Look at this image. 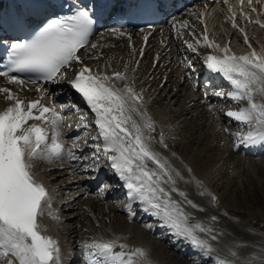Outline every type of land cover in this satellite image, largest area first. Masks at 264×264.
Masks as SVG:
<instances>
[{
    "label": "snow or ice",
    "instance_id": "1",
    "mask_svg": "<svg viewBox=\"0 0 264 264\" xmlns=\"http://www.w3.org/2000/svg\"><path fill=\"white\" fill-rule=\"evenodd\" d=\"M70 11L67 16L53 13L35 22L22 20L19 26L32 28L34 34L30 39L15 38L6 46L8 64L5 70H0V77H6L8 83L23 85L26 81L20 79L18 73H37L45 83H67L82 96L94 114L92 123L97 127L98 134L93 139L99 141L94 145L91 157H77L71 152L69 157L83 159L89 166H95L101 156L105 157L114 174L124 182L130 217L135 215L133 204L139 202L141 209L156 217L160 226L167 228L176 240L182 239L203 256L211 257L217 249L210 240L215 241L217 235L213 234L209 224L192 220L191 213L185 211L180 201L173 199L172 193H178L184 204L204 211L176 187L175 177H180V173L152 149L150 142L153 138L146 136L145 130L149 133L153 131L154 122L143 110V95L125 82L128 79L126 73L114 71L109 75L94 71L84 65L78 55L93 34L99 8L81 0L79 6ZM184 27H187V21L181 24V28ZM110 32L121 36L126 34L121 27H113ZM203 39L208 47H212L206 34ZM199 42L196 41L197 44ZM186 43L189 49L196 51L192 43ZM91 47L96 48L97 45L92 44ZM224 51L223 56L208 55L204 64L210 72L230 82L233 90L227 93V98L247 102L246 106L229 110L226 115L247 126L246 133H237L241 143H264V56L257 55L255 51L241 56L228 55L227 50ZM77 64L81 65L79 70L69 76L67 70ZM117 81L124 83L117 86ZM37 82L27 81L32 84ZM36 91L48 95L47 89L37 88ZM0 93L13 101L0 111V257L6 259V264H61L58 242L41 232L38 219L45 212L51 213V198L44 185L33 178L29 161L40 155L42 144L46 147L48 159L61 157L65 148L59 131L63 127V118L55 107H46L40 100L29 101L25 105L9 88H0ZM216 95L225 94L217 92ZM133 114L140 118V122ZM29 120L44 121L52 126L50 144H46V130L36 124L28 125ZM76 143L73 141V146ZM159 143L167 147L162 134ZM76 170L79 171L78 168ZM188 171L190 173L191 169ZM199 194L208 195L213 205L218 202L215 194L207 190ZM209 219L215 222L217 217ZM200 233H205V236ZM81 247L83 264H151L144 249L129 248L118 239H93L83 242ZM117 248L120 250L116 251ZM231 254L237 255L234 251ZM215 259L216 264H234L218 256ZM245 264H254V261L249 260ZM259 264H264V257Z\"/></svg>",
    "mask_w": 264,
    "mask_h": 264
},
{
    "label": "bare ground",
    "instance_id": "2",
    "mask_svg": "<svg viewBox=\"0 0 264 264\" xmlns=\"http://www.w3.org/2000/svg\"><path fill=\"white\" fill-rule=\"evenodd\" d=\"M257 15L259 14L257 13ZM183 22V20L179 21L180 24H183ZM194 22L195 21H192V23ZM220 25L221 27H223L222 23ZM187 26V28H190V25L188 23ZM194 28L197 29L194 26L192 30H194ZM178 30L179 26H175V28L173 26H164L161 29H154L152 32H148L146 46L143 49V56L140 59L139 66L135 70V59H132L131 50L133 48H136V46H139L141 43L139 34L137 32H133L132 46L126 45L125 41L127 39H125L124 41V37H120V35L117 34L115 38L112 36L111 32H104L102 34V38H100L97 43L100 45L101 41L104 42V45L101 48L103 57H98V55L97 57L95 56L99 51H101L99 50V45H97L96 49H93V52H90V48H87L86 50L81 51L80 54L83 56L85 61L88 62L90 68L94 71H108V74H110L115 70L122 71L123 69H125L128 78L127 83L134 86L135 89H138L137 93L143 94V110L148 113V116L154 122L153 131L149 133L147 130H145V135H150L153 138L150 142L152 149L155 152L159 153L162 157H165L172 168L180 173V177H182V179L180 177H175L176 187L180 191L185 192L188 199L199 205V207L203 208L204 211H200L198 208L193 209L191 208V206L184 204L183 198L180 197L178 193H172V197L173 199L181 202L185 211L191 213L192 220L202 221L204 223H207L205 222L206 220L210 222V224H207H209L213 228V234L217 235V239L215 241L210 240V243L217 249L216 253L223 255L224 248L232 243L234 245L242 247V249L246 251L245 255L248 256L246 259L247 261L251 260L259 263V260L264 257V252L259 251L261 250L260 248L264 249V233L259 232L255 229H249L243 224L240 226V223H237L234 218L229 217L228 214L225 215V212L220 208H215L220 212L214 209L213 212L211 207L206 204L208 202H206V200L199 194L204 190H207L209 192L208 187L210 185L208 183L212 179L206 180L200 177L207 171L210 164L204 166L205 171H199L197 169V162L193 161L195 156H190V148L192 145H190V143L187 144L188 147L186 149L183 148V151L179 150V148H175L176 145L177 147L179 145L177 143L175 144L172 138L168 139L167 134H163V141L164 143L169 144V148L164 149L163 145L159 143L161 136H157V130L163 131L166 129L164 118L170 119L172 115L176 116L177 114L179 117L186 116L189 113H191L192 117L193 113H196L194 120H192L195 124L194 126L196 127V125L200 126V120L202 118H204L203 120L207 119V113H213L214 115L216 113V102L214 101L216 98H213V96L211 98V94L204 91L205 89L199 92L195 89L197 82H200L203 79L207 78L204 77L207 71L205 69L203 70V67L200 65V63L198 65L194 63L197 59L198 61H200V58L196 55H198L199 51H203V49H200L203 45L201 38L200 36H191V34H189L187 31H185L181 36L177 32ZM228 34L229 32H226V35ZM230 37L232 39V37H234V34H232ZM197 40L200 41L199 44L196 43ZM186 41L188 43H192L196 48V51H192L191 49H189ZM178 47L181 48L184 54L186 53V58H188V56H191L194 59V62L192 63L193 67L197 65L199 66L201 71H194L195 74L193 76L190 75V72L187 69V65L181 62L185 59H182V57L184 56L180 55V49H178ZM213 50L218 51L221 55H225L224 50H227L228 55H233V51L230 49V47H218V50ZM254 51L257 53V55L264 56V41H259V49ZM242 52L244 55H250L252 53H249L246 47L242 50ZM104 57H108L106 61L103 60ZM134 57H136V55H134ZM155 59H157V63L156 65H153L152 62ZM178 61H180L179 65H175ZM125 65H127V68L125 67ZM149 70L150 73H148ZM139 71H143L142 76H138ZM145 74H147V77H145ZM162 78H165V82L163 83L162 87H159ZM180 78H184V80L178 84ZM229 87L232 91L233 89L231 84H229ZM30 88L31 89H29L28 93H33V87ZM56 88H58V93L65 92L68 97L71 96L70 89L65 83H61L59 86H49L46 89L47 91H51L49 93L51 94V98L53 101L52 103L57 104L58 101V98H56L57 93H54ZM53 89L54 91H52ZM183 90L187 91V93L185 94V91L183 93ZM204 94L206 95L205 98ZM0 98H3V100H5V94L0 93ZM194 99H196L195 101L198 102H193L192 106H190L189 104ZM257 99L260 98L257 97ZM216 100L220 102H226L223 101L222 98ZM208 102L215 103L211 105ZM229 102L232 106L227 109L225 113H221V115L227 116L226 113L229 110H237L243 106L244 102L245 106L247 103L246 101L236 102L231 99ZM174 106L179 108L178 112L176 110L177 108H175ZM85 111L86 110L83 108L82 112ZM198 112L200 114H198ZM133 115L134 118L138 122H140V118L135 114ZM214 115H209V117H213ZM224 118L225 117H223V119ZM84 120L79 119V122H77L76 125H79V123ZM65 121L63 120V125ZM171 123H173V121ZM226 126L227 125H222L220 131L218 130V132H215V129H212V134H208L209 130L205 132L206 135L210 136V138H208V140L206 141V144L211 145L214 138H216L217 141L218 139L220 141L219 137L222 136L230 138V134L232 132L229 129V134L227 133L228 135L223 133ZM83 128L80 130L79 128H77V126H73L71 128L62 127L61 129H59V131L62 133L61 136L66 139V142L68 143V141H70V145L67 147L68 150L62 157L55 160L48 159L47 156L40 153L38 157L33 158L29 161V163H31L32 165L31 169L36 170L37 174L42 176L43 181L48 186L51 193V195H49L51 198V213L49 214L48 212H45V214L38 219L41 224V232L47 236H50L58 242V245L61 249V264H76V260L79 257L78 251L80 250L81 242L88 241V238H91V240L95 238L103 240L118 239L120 243L127 244L129 248H139L136 245V243H139L141 245L140 248L144 249L145 252H147L148 248L146 247V244L148 243L146 242V240H144L143 236L141 237V232H145L148 236H153L155 239H158L159 242L166 244V242L168 241L166 233L162 235L160 234V231L152 228V226L158 224L159 221L153 222V225L151 227H148L144 224V222L150 219L147 220V215L146 217L143 216V212H137L135 218H133V216L130 217L129 215V211L127 209L128 204H126L125 209L119 207L116 204L114 200L118 198L122 199L123 197L122 190L115 191V196H111V194H96L92 192V187L87 183L86 176L82 175V168L88 167L89 165H86L85 161H83L82 164V159L74 160L69 157L70 152L75 156L81 157L79 155L80 149H85V138L92 133L90 132L88 135H85V133L82 134V130L85 132L87 131L88 127ZM73 141L77 142L76 146H73ZM172 143L173 149H171ZM236 144L237 143L233 145V143H231L230 145L231 155L234 153L233 157L236 158L239 154V160L242 159L245 160V162H251V164H260L258 162V159L247 160L246 156L241 154V150L237 149ZM212 148H215V146H212L210 149L212 150ZM205 151L206 150H204V152ZM82 157H89V155H85ZM90 163L91 162H89V164ZM149 166L154 167L151 164H149ZM77 168L79 169V171L76 170ZM188 169H191L190 173ZM197 181L201 183H197ZM206 181H208V183ZM165 187H167V185ZM202 199H204L206 203ZM135 210L136 208L132 207V211L135 212ZM118 216L124 217L126 223L121 224L119 221H117ZM211 216L217 217V220L215 221L216 224L210 221L209 218ZM220 216L231 218L233 222L235 224L237 223L242 229L230 225L226 227L217 225V221L220 220ZM143 219H145V221ZM128 220H134L135 223L139 224H135L136 226L134 228L133 225L132 227H130V225H128ZM227 228L228 230H231L232 233L227 232ZM122 232H125L126 234L127 232H129L128 235L130 237L122 234ZM84 233H86V238L81 240L80 234ZM200 235L205 236V233H200ZM237 237H239L242 241H239ZM174 240H176L175 237ZM181 242H183L182 246L185 247L184 250L183 248H176L175 243H167L165 247H161L158 245H156L155 247L157 250H161V252H164L166 250H175L180 258H186L189 254L194 252L200 253L198 250L194 249L189 243L184 242L182 239L176 243ZM152 243L150 241L148 245H152ZM247 243H249L250 245L252 244L256 247V249H252L249 244L247 245ZM151 245L149 247L153 249ZM118 250L120 249L118 248ZM71 255L73 256L71 257ZM149 256H147L149 261L151 262V264H154ZM227 261H232L234 262V264H245L244 261L241 262L233 259H229ZM0 264H6V259L4 257H0ZM77 264L82 263L78 262Z\"/></svg>",
    "mask_w": 264,
    "mask_h": 264
},
{
    "label": "rangeland",
    "instance_id": "3",
    "mask_svg": "<svg viewBox=\"0 0 264 264\" xmlns=\"http://www.w3.org/2000/svg\"><path fill=\"white\" fill-rule=\"evenodd\" d=\"M221 12L222 11L219 9L212 11V17H213L212 23L216 24L218 23V21H220L223 24L221 32H214L219 39L223 36V33L227 32V30L229 29V27L226 25V21L222 18L223 15ZM252 31L257 36L258 40L264 39V33L261 29L252 25ZM232 44L236 48L243 47L240 41V37L237 34H234V37H232ZM196 89L199 92L203 88L200 84L198 88L196 86ZM184 91L185 90H183V93ZM186 93L187 91H185V94ZM195 100L196 99L192 100V102L189 105L192 106L193 102L194 103L198 102ZM227 104L228 103L222 105L226 106ZM174 107L177 108L176 106ZM178 109L179 108L176 109L177 112ZM198 114L200 113L198 112ZM209 115H212V113H207V119L203 120L204 118H202L200 120L201 122L200 126L196 125L197 128L194 126L195 124L192 121L194 120L196 113H193L192 117H191V113H189L186 116L179 117L177 114L176 116L172 115L170 119L164 118L166 131H167L166 133L170 138L173 139L175 144L177 143L179 145L178 147L177 145L175 147V148H179V150L183 151L188 147L187 145L188 143H190V145L192 144L190 148L191 150L190 156L191 157L195 156L193 161L197 162V169L199 171H205L204 166L210 164L207 171L203 173V175L200 178H204L206 180L212 179L209 183L208 181L206 182L210 185L208 187L209 192L215 194V196L218 198V202L215 205H213L210 203V197L208 195L202 196L208 203H206L204 199L202 200L209 207H211L212 211L213 209L216 210L220 208L222 211L227 213L229 217L231 218L233 217L237 223H240L239 224L240 226L243 224L244 226L247 225L249 229H252L251 227H249L252 226L256 230L264 231V161L258 160L260 164H256V163L251 164V162L250 163L245 162V160H242L241 158H240L241 160H239L240 156H237L236 158L233 157L234 153L231 155V151H230L231 143L228 138H225V136L219 137L220 141L219 139L217 141L216 138H214L212 144L207 145L206 141L208 140V138H210V136L206 135L205 132L209 130L208 134H212L211 131L212 129L213 130L215 129V132H218V130L220 131L221 129L219 128V126L215 127L218 117L215 115L213 117H209ZM170 121L171 122L173 121V123H171ZM208 146L209 147L215 146V148H212L211 150L210 149L211 147L209 148ZM204 150L206 151L204 152ZM262 159L264 160V158ZM121 201L122 200H118L119 203ZM209 204L212 205L214 208ZM229 217L220 216L219 217L220 220L217 221V225H220L221 227H226L230 225L242 229L237 223L235 224L233 220ZM117 221H119L121 224L126 223L124 217L122 216H118ZM205 222L210 224V222L207 220ZM213 223L216 224V222ZM132 225L133 223H131L130 227H132ZM134 227L135 226L133 225V228ZM226 231L232 233V231L228 230V228L226 229ZM142 236L144 237V240H146L148 244L150 243V241L151 243L153 242L152 245L150 244L153 247V249L151 248L152 253L153 255L159 256L161 260L164 262V264H194V263L197 264L196 262L200 260L197 259V257L196 259H194L195 255H189L186 258H180L178 254L175 253L174 250H170V251L166 250L164 252L163 251L161 252V250H157L155 246L158 245L161 247H165L167 243L163 244L159 242L158 239H155L153 236H148L147 233L145 232H141V237ZM84 238H86V233L80 234V239L83 240ZM237 239L239 241H242L240 240L239 237H237ZM248 244L249 243H247V245ZM180 246L181 245H179V247ZM249 246L252 249L254 248L256 249V247L253 246L252 244L251 245L249 244ZM260 249L261 250L259 251L264 252V249L262 248ZM230 250L236 252L237 255L233 256ZM146 253L147 256H149L148 251ZM245 253L246 251H244L242 247H239L238 245H234L231 243L230 245L224 248L222 256L228 259L246 262L248 256H246ZM203 264H215V262L214 260H210V261L204 260Z\"/></svg>",
    "mask_w": 264,
    "mask_h": 264
}]
</instances>
